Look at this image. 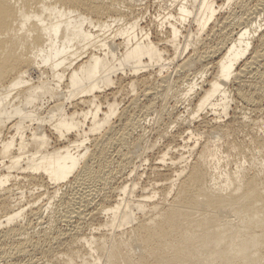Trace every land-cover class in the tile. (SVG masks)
Masks as SVG:
<instances>
[{
  "label": "bare ground",
  "instance_id": "1",
  "mask_svg": "<svg viewBox=\"0 0 264 264\" xmlns=\"http://www.w3.org/2000/svg\"><path fill=\"white\" fill-rule=\"evenodd\" d=\"M145 1L0 0V263L264 264V118L243 109L228 118L237 101L264 106V0L252 10L245 0H157L146 23ZM176 62L160 86L192 72L186 116L173 134L155 126L133 139L165 145L139 199H123L137 172L115 199L104 192L119 154L109 150L146 123L150 106L136 111L131 100L117 128L122 88L100 97L120 77L129 93L152 96L150 74L134 78ZM13 179H42L52 193L24 202ZM53 202L65 230L50 220ZM34 221L41 228L28 232Z\"/></svg>",
  "mask_w": 264,
  "mask_h": 264
},
{
  "label": "rangeland",
  "instance_id": "2",
  "mask_svg": "<svg viewBox=\"0 0 264 264\" xmlns=\"http://www.w3.org/2000/svg\"><path fill=\"white\" fill-rule=\"evenodd\" d=\"M146 1H147L148 4L146 3ZM146 1H145L146 4L145 3L144 4H145V8L147 10L145 9L144 10L145 13L143 12L144 15H145V18H147V19H145L146 20L145 23L148 22L149 19L154 16V14L156 16L157 10H158V7H156V5H157L156 4L157 3L156 1L157 0H149V1L146 0ZM245 1H248L249 2V3L248 2L247 3L249 4V9L250 10H252L255 7V5L257 4V2H258V0H245ZM153 2H155L156 5L154 4V6H153ZM146 6H148V7H146ZM263 15H264V12L261 14L260 17L264 20ZM237 21L238 20H236V23H237ZM261 30H264V27L261 28ZM217 40H218V37L215 38V42H213L214 41V39H213V41H212V45L213 46L214 45L215 46L218 45V43L220 41L218 40L219 42H217ZM190 53H191V50L187 51L183 55V57L181 59H185V57H188L187 55H190ZM168 54H169V56H171L170 58L173 57L169 52H168ZM181 59H178L177 61L180 63V60ZM178 62H176L174 64L175 66L174 65L166 66L167 69L162 72V75L161 76H158L157 69L151 68V69H149V72L148 73L139 75V76H137V78H134V81L133 82H136L137 79H140V78H143V77H148V75L150 74V77H151L150 78V80H151L150 81L151 82V86L154 89H156V91H158L157 93H155L156 95L154 94L155 96L154 95H152V96H150V95H148V96L141 95V92H140L141 91V88H139V87H137V90H136L135 94L129 93L130 88L128 86H126L125 83L122 82V84H120L118 82V79H122L120 77V78H118L116 80V82L111 87V89L109 88L108 90L105 91L104 97L103 96L100 97L101 100H109L112 97V94L116 92V89H118L119 87L122 88L121 90L118 91V94L115 96V100H116V102L118 104H120V106H119L118 112L116 113L115 119L112 121V122H114V124H112V125L116 126L117 128H120L119 126L121 125V122H120V113L123 111L124 108H127L128 105H131V103H132L133 104L132 107L134 108V110L136 109V111L142 110V109H144V107L150 106L149 107L150 110H149V112H148V114L146 116L147 118L145 117L146 118V121H145L146 123H144L141 128L135 129L132 132L131 136L127 137V139L123 143H121L118 148H111L109 150V153H111L112 155H116L114 153H116V151H118V150L120 151V152L118 151V153H119L118 156L116 155V157H115V159L117 160L116 161L117 163H114L111 166L112 167L111 172H112L113 176L116 179H114L113 181H111V184L110 185H107L106 186V184H105V188L106 187L107 188L104 191L105 193H108V194H111V191L112 192L115 191V197H114L115 199H122V197H119L117 195V193H118L117 187L119 185H121V184H124V185H127L128 184L127 186H129L131 184V180H132V182L136 180V179H134L135 178V174H134L135 172H137L138 174H140V178L137 179L136 182H135V185H136L135 186V189H136V191L134 193H132V194H131V192H128V194L126 195V197L125 198L123 197V199H124V201L125 200L130 201V203H131V201L134 198H136L135 200L139 199L140 194H143L145 192V190L142 189V188H144V186L147 184V180L149 178L148 170L150 169L151 165L155 164V162L156 163L158 162L155 159L156 158V153H157V148L159 146L162 147L163 145H165V143H164L165 140H163V141L161 140L160 141L158 139V136L155 137L154 135H153V138L149 140V144L151 143V145L152 144L157 145L156 147H154V149H152V148L145 149V148H147V146H146V144L144 145L143 143L142 144H139V146H137V145H135V142H133V139L137 138L142 133H145V134L149 135L150 132H151L152 127H155V126H158L159 129H163L164 127L165 128L168 127L169 131H171L170 134H173V133L179 131V129H177L178 127L175 126L174 124H172V122L176 118H181L182 119L183 117L186 116V114L183 112V108L185 107V104H188V103H186L185 100H183V97L181 96V94H182V90L181 89L185 87L184 85L186 84V80L188 78H190L189 76L191 75L192 72L189 73V72H186L185 71V72H183V74L185 73L184 76H183L182 73L181 74H177V77L178 76L179 77L181 76L180 77V83H179V81H175V82L173 81L172 83H170V88L168 89V91L162 90L161 89V86H160V80L161 79L166 78L167 75H170V74L173 75L174 73L177 72V71H175V67H177L176 65H178ZM187 75H189V76L187 77ZM183 79H184L185 83L183 82ZM177 89H178V91H177ZM178 94H180V95H178ZM131 100H134V101L131 102ZM238 103L239 102L237 101V103H236L237 105H235L234 103H232L234 105L231 104L230 111H229L230 115L228 116V118H230V116L233 114V113H231L232 111H235L236 110V112H240V111H242L241 109H243L244 113H246L248 117L251 116L252 118H255L254 116H257V117L260 116V117H263L264 118V114H263L264 113V111H263L264 110V106L261 105V106L258 107L257 110L255 109L256 110V113H255V112H252L251 111L252 108H248L245 105H243L242 103H239V104ZM134 104H135V106H134ZM162 105L165 106V108H164L165 111H163V113H161V117H160L159 115L158 116L156 115V112L155 111L158 110V108H160V106H162ZM244 106H245V108H244ZM189 108L191 109V107H189ZM246 108H247V110H246ZM257 111L261 115L258 116L259 113ZM168 113H173L174 118L171 117V116H168L167 115ZM201 114L204 115V114H206V112L205 113H201ZM208 116H210V114H208ZM200 120H201V118H199L197 120V122H199ZM262 121H264V119ZM52 141L55 142L54 139H52ZM53 142H51V143H53ZM91 150H93V147L91 148ZM146 159H149V160L146 161ZM125 174H127V175L125 176ZM14 175H15V173H13V176ZM120 176L121 177L122 176L123 177L125 176L122 179L124 181V183H122L123 182L122 180L120 181V179H121V178H119ZM126 177H128V178H126ZM19 178H20V176H19ZM41 180L38 179L37 182H24V181H20L19 180L17 182V181H14V179H13V181H11L8 185H10V184L11 185H14L15 186L14 188H19L20 191H23L24 192V202H29L30 203L31 201L34 200V198H38L39 196H40L39 198H42V196H43V198H46L47 196L46 197H44V196L45 195H48L47 192L52 193L51 188H49V189H45L44 187L42 188V182H41ZM8 185H6V186H8ZM67 186H63L59 190L60 192L58 193L56 199H58L61 195H63V194H65V193L68 192V187L69 186L68 187ZM16 193H18V192H16ZM100 195L103 196V193L100 194ZM44 200H46V199H44ZM54 203L55 202H53V205H52V208H51V212H50L51 215H49L50 216V220L53 221L52 224L54 226H56L60 230H65L66 229V226L64 224H62V223H56L55 220H53V218H54V216H56V214L59 215V214L62 213V211L57 210L58 208H57V206H55ZM37 206L38 205H36L34 207H37ZM133 213L136 214L137 212L136 211H133ZM100 218L104 221L105 220L104 218H106V217H105V215H102V217H100ZM24 222L26 223V221H24ZM38 222H40V221L38 220ZM25 223H23V224H25ZM36 225H37V221H34V223L32 222V225H31L32 228L30 227L31 230L29 229L28 232H31V231L34 232V230H35V232H38L39 229L41 228V226L40 225L39 226H36ZM33 227L35 229H33ZM37 227H40V228L38 229ZM44 227H45V225H44ZM26 257L28 258L29 256H26ZM34 257L35 256H33V260L34 259L36 260L38 258V256L35 257V258ZM25 260H26V258H25ZM6 262L8 263V261H5L4 263H6ZM0 264H2V263H0ZM38 264H40V263L38 262Z\"/></svg>",
  "mask_w": 264,
  "mask_h": 264
}]
</instances>
